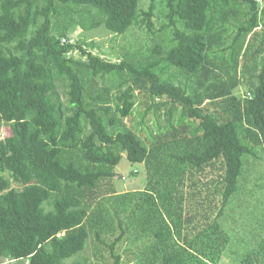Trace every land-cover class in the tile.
Listing matches in <instances>:
<instances>
[{"label":"trees","instance_id":"obj_1","mask_svg":"<svg viewBox=\"0 0 264 264\" xmlns=\"http://www.w3.org/2000/svg\"><path fill=\"white\" fill-rule=\"evenodd\" d=\"M148 1L0 0L7 264H221L247 171L264 193V0ZM77 25L124 37V59L61 42ZM122 154L143 190L117 191ZM249 246L233 264H264V236Z\"/></svg>","mask_w":264,"mask_h":264},{"label":"rangeland","instance_id":"obj_2","mask_svg":"<svg viewBox=\"0 0 264 264\" xmlns=\"http://www.w3.org/2000/svg\"><path fill=\"white\" fill-rule=\"evenodd\" d=\"M148 3V0H144L143 6L146 7ZM258 4L261 6L262 0H259ZM160 23L161 20L156 21V28H159ZM165 35L170 38L171 31L166 30ZM146 37L145 29L140 32L133 30L131 34L127 35L129 41L136 44L137 42H141L139 47L142 52H144L145 45H150V43H148V38ZM63 40L65 43L79 44L91 54L101 57L108 62H119L124 59L123 54L120 51V46H124V37H118L109 33L103 28V26H96L91 29H83L78 25L74 26L70 30L68 37L62 39L61 42H63ZM70 56L75 61L87 62L86 57L82 56L80 51H75L71 53ZM244 91V89L240 88L235 94L239 97H244ZM137 110L135 109L134 114L137 112V116L141 118V114ZM138 117L135 122L139 121ZM147 127L150 128L151 131H155L153 123L147 122ZM145 132L147 134V130H145ZM143 135H140L142 140L145 138L142 137ZM0 138H3L1 129ZM259 163L263 166L262 162ZM115 171L117 174L115 185L119 193L137 192L145 188L146 177L143 165L130 164L126 159L125 154H122L120 164L116 167ZM252 175L253 174L251 173L248 175V171L246 172V175H244L242 180V182L245 181L242 186V191L238 194L236 193L230 201L229 207H231V209L233 208L234 211V213L228 218V230L232 233L229 235L231 242L222 257L221 264H233L235 259L238 260L240 254L243 252L240 247H242V249L247 246L250 248L249 245H252L254 240L257 241L264 236V193L263 190H255V188H253L252 183L250 182V176L252 177ZM254 177H256V175H253V178ZM11 185L17 187V184H14L13 182H11ZM251 190L254 193L253 196H251ZM119 253H122V249L119 250ZM84 258H89L91 260L90 247L75 259L83 260ZM73 261L75 260H67L66 264H71ZM8 262V260L0 259V264H7Z\"/></svg>","mask_w":264,"mask_h":264}]
</instances>
